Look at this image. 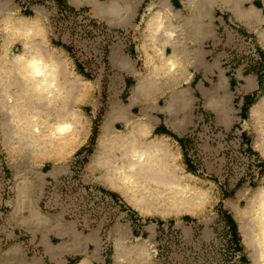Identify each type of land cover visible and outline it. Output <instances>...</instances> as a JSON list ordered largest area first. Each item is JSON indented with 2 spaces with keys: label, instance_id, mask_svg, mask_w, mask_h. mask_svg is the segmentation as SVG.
Wrapping results in <instances>:
<instances>
[{
  "label": "rangeland",
  "instance_id": "rangeland-1",
  "mask_svg": "<svg viewBox=\"0 0 264 264\" xmlns=\"http://www.w3.org/2000/svg\"><path fill=\"white\" fill-rule=\"evenodd\" d=\"M13 1L25 16L30 15L29 9L35 4L49 9L44 26L47 38L51 31L56 41L52 43L48 38L47 48L49 52L57 50L61 61L64 58L62 73L73 87L66 103L82 117L86 131L78 149L64 162L58 163L59 160L46 157L21 158L11 154L4 147L0 130V194L3 198L0 240L6 249L21 253L27 251L30 257H42L46 264H54L43 251L40 235L34 239L28 233L13 234L6 224L7 217L14 215L18 184L26 182L31 189V202L19 217L36 209L40 215L77 225L81 250L68 259L69 264L80 262L85 251L92 256L88 264H119L118 252L128 261L126 255L135 250L145 253L147 264H257L251 249L244 243L234 211L236 208L238 214H244L255 193L264 186L262 121L257 118L256 126L246 131L239 126L225 130L216 124L213 114L204 109V104L196 101L194 126L186 142L179 144L168 138L172 158L167 176L172 180L175 172L177 176L186 172L195 175L197 179L192 182L203 190L206 197L202 210L195 217L186 214L166 218L143 215L121 195L119 185L111 187L103 182L101 178L107 177V167L94 162L108 151L101 146L103 124L114 106L124 107L126 98L122 92L123 82L113 79L103 62L109 51V43L104 44L107 39L87 32L77 19L65 16V10L73 12L67 6L56 5L55 8L52 2L44 5L45 0ZM61 11L65 17L60 15ZM2 43L0 36V53ZM8 49L10 58H13L22 52L23 46L14 43L9 44ZM164 105L162 102L161 106ZM46 112L44 117L51 122L61 113L53 109ZM132 115L137 117L139 112ZM3 120L0 112V122ZM116 128L121 133L127 131L122 124H117ZM246 132H250L249 135ZM156 137L147 133L145 137L138 138L141 144H145ZM112 140L120 150L110 151L109 155H125V143L119 142L117 135L112 136ZM61 164L68 171L59 178H49L43 188L45 176ZM20 165L31 169L30 174L22 173L25 176L21 177L23 180L16 179ZM120 233H124V240L119 248ZM230 236H233L232 244ZM50 242L59 246L63 238L52 236Z\"/></svg>",
  "mask_w": 264,
  "mask_h": 264
},
{
  "label": "crops",
  "instance_id": "crops-1",
  "mask_svg": "<svg viewBox=\"0 0 264 264\" xmlns=\"http://www.w3.org/2000/svg\"><path fill=\"white\" fill-rule=\"evenodd\" d=\"M190 1L45 0L43 4L52 2L55 8L58 5L85 10L106 28L127 33L125 39L114 43L103 60L112 78L123 82L124 107L132 114L139 112V124L150 135L168 136L184 144L194 126L196 101L202 102L204 109L213 114L216 124L225 130L235 126L244 127L243 131L253 129L256 110L264 117V0H193V4ZM5 7L21 12L13 0H0V13ZM29 11L28 17L39 15L42 22L47 23L49 9L46 6L35 4ZM157 15L164 16L167 29L176 34L167 44L162 37L150 39L147 36L148 20ZM230 26L237 27L242 36L252 38L260 64L232 60L225 37ZM48 38L52 43L56 41L51 31ZM166 59L178 64L175 75L167 83L155 84L151 81L153 68L161 67ZM88 82L91 81L88 79ZM141 86H144L142 97L134 99ZM171 96L176 97L177 105L170 112L165 107ZM209 99L214 100L213 106L208 105ZM67 171L60 168L50 172L44 178L43 188L49 178H59ZM2 204L0 194V206ZM29 205L17 207L15 204L14 215L7 217L6 224L13 234L28 233L34 239L40 235L47 258L54 264H69L68 259L78 251L62 244L66 240L81 243L77 225L47 216L34 218L30 212L19 217ZM52 236L63 238L62 244L53 245ZM5 246L0 240V264H11L8 260L17 254L15 264H46L42 257H30L27 251L16 252Z\"/></svg>",
  "mask_w": 264,
  "mask_h": 264
},
{
  "label": "bare ground",
  "instance_id": "bare-ground-1",
  "mask_svg": "<svg viewBox=\"0 0 264 264\" xmlns=\"http://www.w3.org/2000/svg\"><path fill=\"white\" fill-rule=\"evenodd\" d=\"M190 3L193 4V0ZM191 18L194 21V16ZM148 21L147 36L150 39L162 37L167 44L176 36L167 29L164 16L157 15ZM0 36L3 39L0 53V112L4 117L0 122V130L4 147L21 158L46 157L59 160L58 163L64 162L78 149L86 131L82 117L66 103L73 87L62 73L64 58H61L62 61L59 59L57 50L49 52L46 27L39 15L28 17L15 8H3L0 13ZM14 43H21L23 50L10 58L8 45ZM177 66L173 60L166 59L161 67L156 65L153 68L151 81L155 84L167 83L175 75ZM143 87L137 89L138 94L134 95V99L136 96L142 97ZM176 103V97L171 96L165 108L171 112ZM207 103L213 106L214 100L209 99ZM48 109L61 113L51 122L44 117ZM255 114L262 121L264 133L262 112L256 110ZM138 120L140 121L127 107L112 108L103 124L101 137L102 149L108 151L107 154H101L107 158L110 151L120 150L119 145L115 146L116 143L112 140V136L117 135L119 142L125 143V155L110 156L106 161L103 160L104 157L95 159V164L107 167L108 170L107 177L101 179L111 187L119 185L121 195L143 215L154 214L161 218L185 214L197 216L206 200L203 190L192 182L197 177L189 172L177 176L175 172L170 180L167 176L172 158L167 142L169 137L161 135L151 142L141 144L138 137H145L148 132ZM117 124L124 125L126 133L119 132ZM261 149L264 152V144ZM20 166L17 168V180L25 178L22 173H31L29 166ZM60 168L66 167L61 164L58 169ZM29 187L26 182L18 184L15 200L17 207L31 202ZM234 213L244 243L251 249L255 263L264 264V186L255 193L244 214H238L236 208ZM30 216L43 218L36 209L30 212ZM118 236L120 248L124 233ZM62 246L81 250V243H72L70 240L64 241ZM51 252L55 250L51 249ZM118 254L119 264H147L148 261L143 251L135 250L131 255H126L128 261L119 252ZM91 257L85 251L82 260L75 264H88ZM16 260V256L11 257L8 263L15 264Z\"/></svg>",
  "mask_w": 264,
  "mask_h": 264
},
{
  "label": "built area",
  "instance_id": "built-area-1",
  "mask_svg": "<svg viewBox=\"0 0 264 264\" xmlns=\"http://www.w3.org/2000/svg\"><path fill=\"white\" fill-rule=\"evenodd\" d=\"M65 16L73 19H77L81 25L87 29V32H92L93 34H98L103 40L107 39V42L104 44L109 43V49L117 43L119 40H123L126 37L125 32H117L112 31L102 24L92 22V18L89 16L88 13L81 12L80 10H73L64 12ZM63 12H60V15H64ZM63 16V17H65ZM225 37L227 39L226 42L229 44L230 53L229 55L232 57L233 61H238L244 64H250L248 62L261 63V59L259 56V52L257 47L255 46L252 38L247 36H242L239 32V29L235 26H230L227 28L225 32ZM230 242L233 243V236H230Z\"/></svg>",
  "mask_w": 264,
  "mask_h": 264
}]
</instances>
